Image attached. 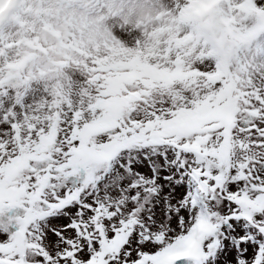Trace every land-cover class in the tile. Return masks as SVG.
I'll return each mask as SVG.
<instances>
[{"label": "snow or ice", "instance_id": "snow-or-ice-1", "mask_svg": "<svg viewBox=\"0 0 264 264\" xmlns=\"http://www.w3.org/2000/svg\"><path fill=\"white\" fill-rule=\"evenodd\" d=\"M24 10L15 38L0 19V264H264V0L183 21L231 36L210 54L174 26L167 59L120 0ZM137 64L180 78L114 93Z\"/></svg>", "mask_w": 264, "mask_h": 264}, {"label": "rangeland", "instance_id": "rangeland-1", "mask_svg": "<svg viewBox=\"0 0 264 264\" xmlns=\"http://www.w3.org/2000/svg\"><path fill=\"white\" fill-rule=\"evenodd\" d=\"M28 0H11L7 11L0 15V19L14 17L13 21L5 28L6 33L15 34L22 31L32 21V16L24 10ZM126 12L133 14L131 20L125 19V23H131L133 28L144 25L142 30L133 39L127 41L132 49L141 57L147 55L150 59H167L174 52L175 45L170 36V30L177 25V22L186 21L189 17H199L210 14L220 3V0H209L206 4L201 0H120ZM115 15L116 13H111ZM138 18V19H137ZM109 24L119 21H108ZM177 38L183 40L190 34ZM152 39L153 44L145 50L148 40ZM121 61V64H125ZM149 72L156 82H174L179 79V74L163 69L152 71V66L137 64L133 66V72H120L117 77L112 78L111 87L115 93L125 80L133 79L137 73ZM121 77V78H120ZM120 98L113 95L111 107L117 108Z\"/></svg>", "mask_w": 264, "mask_h": 264}, {"label": "clouds", "instance_id": "clouds-1", "mask_svg": "<svg viewBox=\"0 0 264 264\" xmlns=\"http://www.w3.org/2000/svg\"><path fill=\"white\" fill-rule=\"evenodd\" d=\"M138 19V18H137ZM259 23V21H257ZM182 22H177V27L180 28L181 32H184V26H181ZM256 25L253 24L250 27H255ZM215 26L211 19L205 20L203 22H197V30L195 33L192 32L191 29L189 31L184 32L185 34L193 35L194 38L198 37L199 40L202 42L204 40L208 41L209 44V53H211L212 46H215L217 49L222 48L224 45L228 44L231 41V36L229 35H221L217 36L215 34ZM260 33H256V36L258 37Z\"/></svg>", "mask_w": 264, "mask_h": 264}]
</instances>
